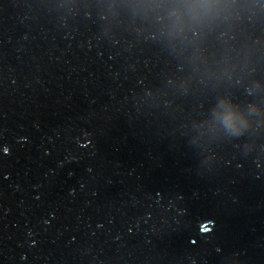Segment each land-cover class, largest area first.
I'll use <instances>...</instances> for the list:
<instances>
[{
	"label": "water",
	"instance_id": "obj_1",
	"mask_svg": "<svg viewBox=\"0 0 264 264\" xmlns=\"http://www.w3.org/2000/svg\"><path fill=\"white\" fill-rule=\"evenodd\" d=\"M0 264H264V0H0Z\"/></svg>",
	"mask_w": 264,
	"mask_h": 264
}]
</instances>
